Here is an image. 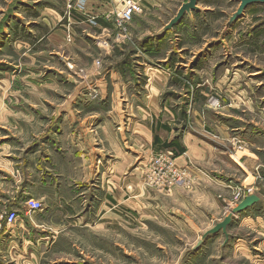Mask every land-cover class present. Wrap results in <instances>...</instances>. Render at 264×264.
<instances>
[{"label": "rangeland", "instance_id": "rangeland-1", "mask_svg": "<svg viewBox=\"0 0 264 264\" xmlns=\"http://www.w3.org/2000/svg\"><path fill=\"white\" fill-rule=\"evenodd\" d=\"M95 1L112 3L113 9L103 13L100 11L102 5ZM131 1L141 6L140 2ZM184 1L186 0H168L160 8H154L149 12L142 8L141 12L133 14L124 31L116 26L115 21L116 11L121 9L123 0H0V101L8 102L7 110L10 112L17 111L16 106L24 104L26 118H32L33 114L39 111L45 115L38 118V121H47L49 112L57 110V108L53 110L54 102H64L71 96L73 101L83 103L113 99L119 101L124 98L123 89L133 98L130 117L133 118L132 123L135 126L138 127L144 122V116H147L151 109L157 112V108L165 105L164 102L169 105L178 100L180 112L177 123L180 126L175 123L174 130L191 126L195 87L178 67L173 70L169 65L174 60L168 59L165 65L156 60L170 50L168 38L171 34L169 30L163 32L162 29L172 18L177 6ZM201 2L210 5V11L213 13L195 16L194 23L189 27L196 30L194 33L183 34V42L188 45L214 34L238 6V0ZM250 7L252 9L247 12L248 14L245 13L242 18L237 19L239 23L243 22L244 31L246 23L264 24V4H252L247 8ZM69 20H73V23L70 24ZM100 20L109 21V31L99 27ZM189 27L187 28L190 29ZM59 28L66 32L62 43L47 39L49 33ZM243 28L238 30V34L242 35ZM260 30V35L264 37V28ZM147 39L158 44L157 47L154 44L150 46L153 49L149 55L146 54L148 56L146 64L159 71H171L167 83L164 86L160 85L158 91L155 90L156 94L152 93L149 78L144 75L143 66L138 62L140 59L135 55L138 50L141 53L147 52L142 48ZM248 43L250 47H245L244 52L254 50V53L258 54L256 58L259 64L264 65V43L255 45L256 40H248ZM185 53V57H188V52ZM111 70H117L120 75H113L110 73ZM51 71L56 75L49 76ZM48 77L54 78L55 83H47L44 79ZM177 85H183L184 89H187L183 98L177 93ZM254 92L262 96L264 87L260 86L257 90L254 88ZM145 94L153 96L151 109L140 108L144 106L142 102H145L143 97ZM260 96L253 102L252 111L246 108L244 109L246 111L240 114L246 118L245 123L248 120L253 122L258 120L259 126L254 127L263 128L264 132V97ZM217 102L214 104L216 108L220 106ZM76 109L77 112L86 113L83 105H77ZM176 109L177 107L175 111ZM124 110H120L122 124L129 117ZM28 124L31 126L32 121ZM237 147L245 148L243 143ZM138 151L143 155L139 156L129 171L138 181L139 188L146 194L150 205L149 212L139 207L137 210L129 208L132 207L128 198L130 193L129 190L125 191L123 198L128 205L124 203L126 207L121 206L119 219L85 222L79 218L71 222L56 239L53 247L42 256L40 264H264L262 203L253 212L261 214L259 215L262 217L261 230L258 226L249 228L230 221L231 223L226 226V236L220 230L202 239L205 232L221 222L246 196L264 195V159L249 172L252 176L251 183L230 181L227 185L229 190L214 189L218 200V213L221 211L220 215L225 216L221 221L211 222L213 226L206 229L203 220L181 222L177 217V211L185 210L186 214L192 217V213L201 216L202 209L206 210L207 206L188 207L181 196L186 197L187 193L190 194L196 188L206 190L208 181L212 179L210 174L189 161L186 165L177 164L169 150L159 152L147 150V155L144 154L145 147ZM167 160L172 161L175 169L181 170L183 176L176 174L174 178L166 179ZM239 162L236 161L238 165L231 167L234 178L244 174ZM176 190H179L178 196L174 194ZM193 200L195 198L191 196L186 201L192 203ZM39 202L42 210L44 205ZM0 206L1 232L4 225H7L5 216L11 212L9 211L11 207ZM24 212H27L26 208ZM16 214L17 220L23 216L19 211ZM195 223L199 229L195 227ZM36 232L31 230L26 240L32 241ZM16 240L18 241L16 255L20 264H31V259L25 258L27 253H24V247H21L22 243L26 244L23 238L19 236ZM45 247L42 243L40 250L44 252ZM25 250L27 251L26 245ZM24 258L29 263H24Z\"/></svg>", "mask_w": 264, "mask_h": 264}, {"label": "crops", "instance_id": "crops-1", "mask_svg": "<svg viewBox=\"0 0 264 264\" xmlns=\"http://www.w3.org/2000/svg\"><path fill=\"white\" fill-rule=\"evenodd\" d=\"M136 1L140 2L145 12H149L160 8L168 0ZM201 1H198L197 10L184 15L169 30L170 50L156 59L163 65L168 59L174 60L169 65L173 70L178 67L195 87L191 126L174 130L179 119V100L169 105L164 102L163 107L153 112L151 94L143 95L145 102L140 107L150 108V113L144 116V122L135 126L130 117L133 98L123 89L124 98L119 101L113 99L83 103L73 101L71 96L64 102H54L53 110H57L49 112L47 121H38L45 115L39 111L32 118H26L24 104L16 106L17 111L10 112L7 110L8 102L0 101V205L11 207L9 211H19L23 215L12 224L6 223L0 232V264L21 263L16 255V238L19 236L26 243L21 244L28 255L25 258L31 259V264H40L42 256L53 247L71 222L79 218L85 222L119 219L121 206L126 207L124 203L128 205L123 198L125 191L129 190L130 193L128 198L132 207L129 208L137 210L139 207L149 212L146 194L129 171L139 156L143 155L138 149L144 147L145 155L147 150H169L177 164L186 165L189 161L212 177L206 190L196 188L186 197L181 196L188 207L207 206L206 210L202 209L201 216L192 213L193 217L187 215L185 210L178 209L177 217L183 223L203 220L206 229L212 227L211 222L221 221L225 216L220 215L221 211L218 213L214 189L229 190L227 185L230 181H241L242 184L252 182L249 172L264 159V132L263 128L254 127L259 126L258 120L245 123L246 118L240 113L245 112L246 108L253 110V102L260 96L254 92V88L264 87V65L259 64L256 58L258 54L254 50L245 53L244 48L250 47L248 40H256L255 45H263L264 37L259 31L264 28V24L246 23L244 31L242 21L239 23V20H235L229 24L228 19L208 38L188 45L183 42V34L194 33L196 28L191 29L189 26L194 23L195 16L213 13L210 5ZM95 2L102 5L100 11L103 13L113 9L112 3L107 1ZM250 9L252 7L247 8L242 16ZM69 22L72 24L73 20ZM100 24L103 30H110L109 21L100 20ZM240 28H243L242 35L238 34ZM64 36L65 30L59 28L49 33L47 39L57 40L60 44ZM147 40L142 47L147 52L138 50L135 55L140 59L138 62L143 66L144 75L149 78L152 93L156 94L155 90L158 91L160 85L167 83L171 71L161 72L146 64V54L149 55L153 49L150 46L154 44L157 47L158 44ZM185 51L188 57H185ZM110 73L120 75L117 70H111ZM55 75L49 72V76ZM44 80L47 83L55 81L51 77ZM176 90L183 98L187 89L177 85ZM216 102L220 105L218 108L214 106ZM77 105H83L86 113L77 112ZM122 109L129 116L123 120V124ZM30 121L31 126L28 124ZM172 140L176 141L177 147H167ZM242 143L245 148L239 149L237 146ZM180 148L183 151L180 152ZM237 157L244 174L234 178L231 167L238 165L234 162ZM177 191L174 194L178 196ZM190 195L195 198L192 203L186 201ZM28 199L41 201L44 208L31 213L24 212ZM261 203L264 204L262 194L258 202L236 213L232 223L238 222L239 226L249 228L258 226L261 230V214H253ZM194 225L199 229L196 223ZM31 230L37 232L33 234V240L28 241L26 238H29ZM42 243L46 246L44 252L40 250ZM25 258L24 263H29Z\"/></svg>", "mask_w": 264, "mask_h": 264}, {"label": "water", "instance_id": "water-1", "mask_svg": "<svg viewBox=\"0 0 264 264\" xmlns=\"http://www.w3.org/2000/svg\"><path fill=\"white\" fill-rule=\"evenodd\" d=\"M198 1L199 0H186L183 3H181L175 15L163 27L162 29L163 32L170 30L176 23H178L183 18L184 15L191 14L192 11L197 10L199 8ZM252 4H264V0H238L237 9L229 17L228 23L231 24L232 22L237 20L239 17H241L243 13L245 12V10L247 9V7ZM258 200H259V197L257 195L251 194V195L246 196L244 199H242L239 202V204L236 207H234L229 212L227 216L224 217V219L221 222L216 223L213 228L205 232V234L202 236V239L220 230L226 236V226L230 223L232 215L236 212H239L247 208L248 206H251Z\"/></svg>", "mask_w": 264, "mask_h": 264}, {"label": "built area", "instance_id": "built-area-1", "mask_svg": "<svg viewBox=\"0 0 264 264\" xmlns=\"http://www.w3.org/2000/svg\"><path fill=\"white\" fill-rule=\"evenodd\" d=\"M142 7L134 1L131 0H123V4L120 10L116 11L115 21L116 26L122 30L125 31V25L127 22L132 18L133 14L141 12ZM168 167H167V173H166V179L167 178H174V176L182 175L183 173L181 170H176L174 165L172 164V161L167 160ZM42 206L39 201L34 199H29L26 202V211L27 212H35L41 210ZM17 218V214L14 211L8 212L5 216L6 223L9 224L13 222Z\"/></svg>", "mask_w": 264, "mask_h": 264}, {"label": "trees", "instance_id": "trees-1", "mask_svg": "<svg viewBox=\"0 0 264 264\" xmlns=\"http://www.w3.org/2000/svg\"><path fill=\"white\" fill-rule=\"evenodd\" d=\"M171 146H176L177 147V143L175 140H172L170 143L167 144V147H171ZM179 151H183V148H180ZM177 153V152H176ZM175 154V153H174Z\"/></svg>", "mask_w": 264, "mask_h": 264}, {"label": "bare ground", "instance_id": "bare-ground-1", "mask_svg": "<svg viewBox=\"0 0 264 264\" xmlns=\"http://www.w3.org/2000/svg\"><path fill=\"white\" fill-rule=\"evenodd\" d=\"M236 161H237V162H239V160H238V159H236V160H235V162H236ZM239 163H240V162H239Z\"/></svg>", "mask_w": 264, "mask_h": 264}]
</instances>
